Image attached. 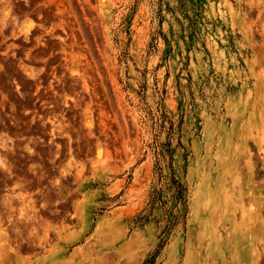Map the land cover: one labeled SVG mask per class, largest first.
<instances>
[{
    "label": "rangeland",
    "instance_id": "1",
    "mask_svg": "<svg viewBox=\"0 0 264 264\" xmlns=\"http://www.w3.org/2000/svg\"><path fill=\"white\" fill-rule=\"evenodd\" d=\"M0 52V264H261L264 0H0Z\"/></svg>",
    "mask_w": 264,
    "mask_h": 264
},
{
    "label": "bare ground",
    "instance_id": "2",
    "mask_svg": "<svg viewBox=\"0 0 264 264\" xmlns=\"http://www.w3.org/2000/svg\"><path fill=\"white\" fill-rule=\"evenodd\" d=\"M263 158H264V156H263ZM264 163V162H263ZM222 165V164H221ZM249 166H250V168H252L253 167V165L251 164V163H249ZM213 167V166H212ZM222 167H223V165H222ZM261 169L264 171V164H262V166H261ZM213 170V169H212ZM220 171H222V170H220ZM218 173V172H217ZM222 174V173H221ZM262 175H264V174H262ZM214 177V176H213ZM215 178H216V176H215ZM220 178V177H219ZM212 180V179H211ZM264 179H262V182H264L263 181ZM213 182V181H212ZM211 182V183H212ZM264 184V183H263ZM202 185H204V184H202ZM201 185V186H202ZM206 185H208V184H206ZM206 185H204L205 187H206ZM199 186H200V183H199ZM212 186V185H211ZM203 188L202 187V190L203 191H207V188ZM199 188V187H198ZM213 189H214V187H212ZM262 188L264 189V185L262 186ZM197 189V188H196ZM210 190V189H209ZM200 191V190H199ZM198 191V192H199ZM203 191H200V193H198V194H196V196L194 197V198H196L195 200H196V204H194L195 206H194V208H193V212H194V217L195 218H197V219H201L200 220V222H202V216H204V214H208V215H210V216H213L214 215V213H215V209L214 208H209V207H207V205L205 204V203H203L202 201H201V196L202 195H204V193H203ZM250 193H252V191H249ZM247 193V192H246ZM244 195H245V193H244V191L243 190H240V201L242 202L243 201V199H244ZM195 203V202H194ZM211 204V203H210ZM209 204V205H210ZM259 205H260V208H259V212H258V220H259V224H260V227H259V230H260V236H259V238H258V241L260 242V243H262V244H264V219L262 218V214H261V211H263L264 210V197H262V198H260V200H259ZM242 206V205H241ZM252 206V208H253V204L251 205ZM264 213V212H263ZM217 231H215V233H216ZM218 236V235H217ZM216 236V237H217ZM217 239H218V237H217ZM201 240V239H200ZM264 246V245H263ZM263 248V247H262ZM260 249H261V246H260ZM83 251H84V249H82ZM81 250V251H82ZM264 250V249H263ZM77 251V250H76ZM77 254V253H76ZM198 254V253H197ZM78 255V254H77ZM255 255H256V263L258 262H260L261 264L262 263H264V251H262V252H260V251H258L257 249H256V252H255ZM195 256V255H194ZM194 256H193V251H192V247H191V245L189 246V249H188V256H187V260H186V264H197L196 262H195V260H194ZM221 256L224 258V256H223V253H221ZM78 257V256H77ZM73 258V257H72ZM99 261V262H98ZM97 262L98 263H96V264H103V261L102 260H98ZM108 261V260H107ZM196 261H198V258H197V260ZM95 262V261H94ZM105 264V263H104Z\"/></svg>",
    "mask_w": 264,
    "mask_h": 264
},
{
    "label": "flooded vegetation",
    "instance_id": "3",
    "mask_svg": "<svg viewBox=\"0 0 264 264\" xmlns=\"http://www.w3.org/2000/svg\"><path fill=\"white\" fill-rule=\"evenodd\" d=\"M0 53H2V52H0ZM0 180H1L0 190H7L8 189V186H7V175L1 177ZM1 194H7V193H3L2 192Z\"/></svg>",
    "mask_w": 264,
    "mask_h": 264
}]
</instances>
